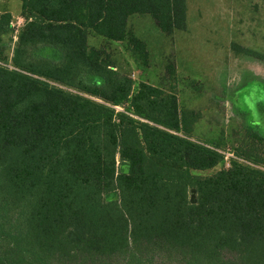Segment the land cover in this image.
I'll use <instances>...</instances> for the list:
<instances>
[{"label":"trees","instance_id":"1","mask_svg":"<svg viewBox=\"0 0 264 264\" xmlns=\"http://www.w3.org/2000/svg\"><path fill=\"white\" fill-rule=\"evenodd\" d=\"M20 2L15 39L0 11V264H264V148L224 166L171 90L134 86L88 42L127 40L146 62L129 16L172 34L186 0Z\"/></svg>","mask_w":264,"mask_h":264},{"label":"rangeland","instance_id":"2","mask_svg":"<svg viewBox=\"0 0 264 264\" xmlns=\"http://www.w3.org/2000/svg\"><path fill=\"white\" fill-rule=\"evenodd\" d=\"M4 10L12 15L15 39L24 23L20 0H0ZM185 24V29L166 34L149 14L129 16L127 31L145 43L146 62L131 51L127 40L89 33L88 42L103 48L134 86L145 81L171 90L188 126L186 134L218 146L228 166V153L237 147L264 148V141L257 142L251 134L256 131L264 139V1L186 0ZM7 38H2L5 60L12 50ZM169 66L173 74L166 72ZM220 167L192 172L208 175ZM188 198L195 201L193 189Z\"/></svg>","mask_w":264,"mask_h":264},{"label":"built area","instance_id":"3","mask_svg":"<svg viewBox=\"0 0 264 264\" xmlns=\"http://www.w3.org/2000/svg\"><path fill=\"white\" fill-rule=\"evenodd\" d=\"M11 26L13 27V22H12V20H11ZM17 32V30H15V33ZM16 36L14 35V38H15ZM230 156L232 155L231 153H228ZM227 155V154H226ZM228 155V156H229ZM226 158H227V156H225Z\"/></svg>","mask_w":264,"mask_h":264}]
</instances>
